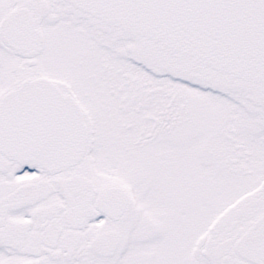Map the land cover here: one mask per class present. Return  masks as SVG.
<instances>
[{
    "label": "snow or ice",
    "instance_id": "obj_1",
    "mask_svg": "<svg viewBox=\"0 0 264 264\" xmlns=\"http://www.w3.org/2000/svg\"><path fill=\"white\" fill-rule=\"evenodd\" d=\"M0 264H264V0H0Z\"/></svg>",
    "mask_w": 264,
    "mask_h": 264
}]
</instances>
